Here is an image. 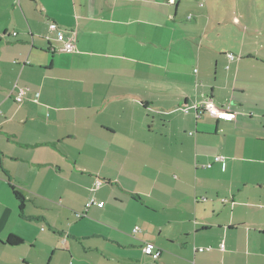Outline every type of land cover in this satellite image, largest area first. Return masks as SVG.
<instances>
[{
    "label": "crops",
    "instance_id": "1",
    "mask_svg": "<svg viewBox=\"0 0 264 264\" xmlns=\"http://www.w3.org/2000/svg\"><path fill=\"white\" fill-rule=\"evenodd\" d=\"M181 3L0 0V264H264L254 57ZM206 100L237 118L197 116Z\"/></svg>",
    "mask_w": 264,
    "mask_h": 264
},
{
    "label": "rangeland",
    "instance_id": "2",
    "mask_svg": "<svg viewBox=\"0 0 264 264\" xmlns=\"http://www.w3.org/2000/svg\"><path fill=\"white\" fill-rule=\"evenodd\" d=\"M188 14L209 24L206 40L210 46L230 47L240 53L238 60L241 53L252 54L254 58L243 60L246 70L241 78H250L251 96L264 99V0H182L179 15L186 21ZM216 20L222 24L216 26ZM207 56L214 72L215 60L211 53ZM221 79L225 78L221 75ZM221 96L228 97L229 92H222ZM260 165L264 166L257 162V167Z\"/></svg>",
    "mask_w": 264,
    "mask_h": 264
},
{
    "label": "built area",
    "instance_id": "3",
    "mask_svg": "<svg viewBox=\"0 0 264 264\" xmlns=\"http://www.w3.org/2000/svg\"><path fill=\"white\" fill-rule=\"evenodd\" d=\"M50 31L56 34L57 39L62 43V47L61 50L65 51L66 53H73L76 51V32L72 31L71 33L65 32L64 30H62L57 23L55 22H51L50 24ZM13 35L16 36L17 33L13 32ZM228 58L230 60H234L235 59V55L233 53H229ZM227 69L229 67H226ZM26 90L25 89H21L19 94L16 96V100L17 102H22L25 96ZM188 111V109H186ZM195 110L197 112V116H199V111H205L207 113H209L210 115H212L215 118L218 119H223V120H227V121H233L237 118V114L230 108H219L215 105V103L212 100H206L203 103L197 104L195 105ZM217 162H223L225 160L224 156H217L215 159ZM210 166V165H208ZM103 182L102 181H97L96 182V187L99 188L101 186ZM96 203V199H92L91 201H89L86 206L90 207L92 204ZM100 204L103 206L104 203L100 202ZM83 214H78V216H82ZM140 231L139 227H136L134 229V232L137 233ZM221 249H224V243L222 242V244L220 245ZM147 250V248H146ZM204 249L201 248L200 251H203ZM160 256V251H157L156 253H154L153 258L155 260H157Z\"/></svg>",
    "mask_w": 264,
    "mask_h": 264
},
{
    "label": "trees",
    "instance_id": "4",
    "mask_svg": "<svg viewBox=\"0 0 264 264\" xmlns=\"http://www.w3.org/2000/svg\"><path fill=\"white\" fill-rule=\"evenodd\" d=\"M18 193V192H16ZM17 195V194H16ZM19 196V195H17ZM94 199V198H93ZM92 200V199H91ZM90 200V201H91ZM95 204V203H94ZM93 205V204H92ZM87 207V206H86ZM88 208V207H87ZM81 217V216H80ZM23 242V239L20 238L19 236L17 235H14V234H11L7 240V243L12 245V246H16V245H20L21 243Z\"/></svg>",
    "mask_w": 264,
    "mask_h": 264
}]
</instances>
